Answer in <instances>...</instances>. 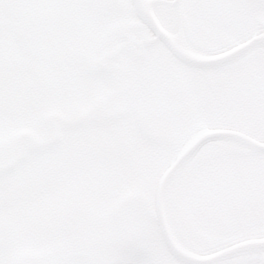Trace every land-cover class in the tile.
Masks as SVG:
<instances>
[{
    "label": "flooded vegetation",
    "instance_id": "1",
    "mask_svg": "<svg viewBox=\"0 0 264 264\" xmlns=\"http://www.w3.org/2000/svg\"><path fill=\"white\" fill-rule=\"evenodd\" d=\"M129 7L137 19L120 26L110 19L104 31V63H98L100 90L111 87L106 98L74 119H51L41 134L2 132L0 264H36L72 250L100 251L106 264H264L263 150L236 151L240 162L221 171L200 166L202 181L177 189L168 183L162 197L159 190L169 158L170 165L205 130L236 129L253 94L264 98V70L253 68V49L204 63L264 35V0L153 4L151 12L189 54L156 35L136 0ZM113 14L123 21L120 11ZM115 121L129 129L122 144L113 138Z\"/></svg>",
    "mask_w": 264,
    "mask_h": 264
},
{
    "label": "rangeland",
    "instance_id": "2",
    "mask_svg": "<svg viewBox=\"0 0 264 264\" xmlns=\"http://www.w3.org/2000/svg\"><path fill=\"white\" fill-rule=\"evenodd\" d=\"M130 2L0 0V136L3 131L8 134L9 131L23 128L41 134L43 124L51 119L60 121L59 116L67 120L74 119L102 97L108 96L111 88L108 83L107 89L100 90L104 86V71L98 63H104V59H101L104 54V31L107 24L112 22L110 19L120 26L121 23L138 18L132 10L129 11ZM118 11L123 21L115 20L113 13ZM128 12L132 13L130 19L127 17ZM262 47L264 44H259L252 50L254 69L264 70V57L260 53L263 50L259 49ZM258 90H262L261 86ZM262 98V94H253L252 107L240 111L235 123L237 127L264 140ZM74 106L80 107L81 113H71L70 109ZM96 114L106 116L107 113L106 110H100ZM64 123L67 125L66 130L73 132V126ZM114 128V139L120 140V137L127 136L129 129H126L125 123L115 121ZM232 139L230 142L207 141L172 176L169 182L173 183L172 189H177L175 187L180 182L202 181L204 170L200 166H218L220 169L217 170L221 171L232 161L240 162L241 154L236 151L259 150L247 141ZM24 140L29 144L32 142L31 136ZM169 160L172 159L169 158L161 166L162 171L171 162ZM260 161V158L252 159L253 164H260ZM179 197L177 195L174 198ZM174 204L169 208L175 219ZM114 255H118L117 249Z\"/></svg>",
    "mask_w": 264,
    "mask_h": 264
},
{
    "label": "water",
    "instance_id": "3",
    "mask_svg": "<svg viewBox=\"0 0 264 264\" xmlns=\"http://www.w3.org/2000/svg\"><path fill=\"white\" fill-rule=\"evenodd\" d=\"M137 5V9L140 11V5L138 2H136ZM140 14L142 17H144V19H146V21H148L154 28L155 31H157L161 37L166 41V38L160 33V30L157 28L156 24H154L151 19L146 18L143 14L142 11H140ZM262 38V36H257L254 37L251 40L245 41L241 44L236 45L235 47L227 50L224 53H221L220 55H218L217 58L219 57H223L226 54L229 53H235L238 52L240 50H242L243 48H246L248 45H250L252 42H254L257 39ZM224 132H230L232 134H235L237 136L240 137H244L246 138L248 141H250L251 143L257 145L258 147L264 149V141H261L259 139H256L254 137H252L251 135H248L244 132H241L239 130H222ZM143 133L145 135H148L149 132L143 131ZM214 135H210V136H206L205 140L212 138ZM202 143V141L200 142ZM198 143V144H200ZM190 150V147L188 145V147H186L177 157L176 159L173 161V163L167 168V170L164 172V174L162 175L161 179H160V188L159 190H162L163 188V184L167 178V176L169 175V173L176 168L177 166H179L186 158L188 152ZM36 264H105V258L104 255L102 254V252L100 251H92V250H72V251H67V252H60V253H54L51 254L47 257L41 258Z\"/></svg>",
    "mask_w": 264,
    "mask_h": 264
},
{
    "label": "bare ground",
    "instance_id": "4",
    "mask_svg": "<svg viewBox=\"0 0 264 264\" xmlns=\"http://www.w3.org/2000/svg\"><path fill=\"white\" fill-rule=\"evenodd\" d=\"M139 2H140V5H141L143 11L145 13L148 12L150 15H152L151 9H152L153 4L155 3L154 0H152V1H150V0H139ZM153 17H154V15H153ZM168 37L172 40V42L176 45L177 48H179V50L182 53H186V54L190 53V51L184 47V45L180 42V40L177 39V36L168 34ZM256 43L264 44V38H262L261 40H259ZM199 136L196 139H192L189 142L190 152H188L187 156H190V153H192L197 148L198 143H200L202 141V136L201 135H199ZM237 138L242 139V140L244 139L241 137H237ZM176 171H177V168H174L169 173V175L166 178L165 185H167V183L171 180L172 176L175 174Z\"/></svg>",
    "mask_w": 264,
    "mask_h": 264
}]
</instances>
